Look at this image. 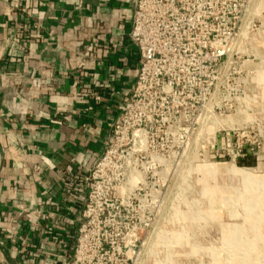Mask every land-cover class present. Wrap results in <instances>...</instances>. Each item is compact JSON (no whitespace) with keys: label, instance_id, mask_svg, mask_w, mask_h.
Instances as JSON below:
<instances>
[{"label":"crops","instance_id":"1","mask_svg":"<svg viewBox=\"0 0 264 264\" xmlns=\"http://www.w3.org/2000/svg\"><path fill=\"white\" fill-rule=\"evenodd\" d=\"M133 0H0V264H66L133 85Z\"/></svg>","mask_w":264,"mask_h":264},{"label":"rangeland","instance_id":"2","mask_svg":"<svg viewBox=\"0 0 264 264\" xmlns=\"http://www.w3.org/2000/svg\"><path fill=\"white\" fill-rule=\"evenodd\" d=\"M215 12L209 89L146 110L133 202L90 217L91 236L111 243L90 264H264V0H218Z\"/></svg>","mask_w":264,"mask_h":264},{"label":"built area","instance_id":"3","mask_svg":"<svg viewBox=\"0 0 264 264\" xmlns=\"http://www.w3.org/2000/svg\"><path fill=\"white\" fill-rule=\"evenodd\" d=\"M217 3L133 0L128 38L138 52V68L130 92L120 104L118 120L108 124L102 155L83 177L87 192L78 217L75 246L66 264H90L94 254L111 244L105 242L102 233L91 236V216H121L123 203L133 202L139 167L134 137L144 133L152 120L146 110L156 105L165 107L173 90L185 86L209 89L211 82L205 78L214 72L220 56L214 34ZM192 44L197 45L195 50ZM129 143L131 146H126Z\"/></svg>","mask_w":264,"mask_h":264},{"label":"trees","instance_id":"4","mask_svg":"<svg viewBox=\"0 0 264 264\" xmlns=\"http://www.w3.org/2000/svg\"><path fill=\"white\" fill-rule=\"evenodd\" d=\"M238 164H250V162H249V160H239L238 162H237Z\"/></svg>","mask_w":264,"mask_h":264},{"label":"bare ground","instance_id":"5","mask_svg":"<svg viewBox=\"0 0 264 264\" xmlns=\"http://www.w3.org/2000/svg\"><path fill=\"white\" fill-rule=\"evenodd\" d=\"M243 173H244V174H247V173H245V172H242V174H241L242 176H245V175H243Z\"/></svg>","mask_w":264,"mask_h":264}]
</instances>
